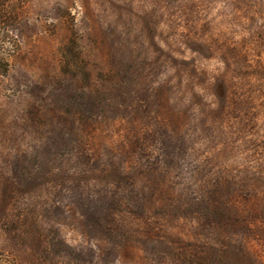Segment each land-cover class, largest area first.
<instances>
[{"label": "rangeland", "instance_id": "1", "mask_svg": "<svg viewBox=\"0 0 264 264\" xmlns=\"http://www.w3.org/2000/svg\"><path fill=\"white\" fill-rule=\"evenodd\" d=\"M12 16L3 264H264V0Z\"/></svg>", "mask_w": 264, "mask_h": 264}, {"label": "trees", "instance_id": "2", "mask_svg": "<svg viewBox=\"0 0 264 264\" xmlns=\"http://www.w3.org/2000/svg\"><path fill=\"white\" fill-rule=\"evenodd\" d=\"M17 1L21 0H0V48H2V43H9L8 33L6 32V27L4 26V23L7 22L8 25H12V21L15 20V18L12 16V11L15 10V3ZM1 24L2 27H1ZM3 49V48H2ZM9 69V64L7 59L4 57L3 54H0V81L4 79L7 76ZM0 264H3L0 260Z\"/></svg>", "mask_w": 264, "mask_h": 264}]
</instances>
